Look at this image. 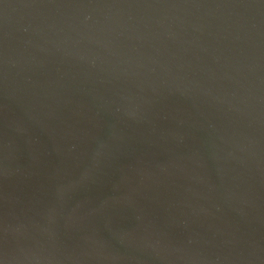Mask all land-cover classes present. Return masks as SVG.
<instances>
[{"label":"water","instance_id":"water-1","mask_svg":"<svg viewBox=\"0 0 264 264\" xmlns=\"http://www.w3.org/2000/svg\"><path fill=\"white\" fill-rule=\"evenodd\" d=\"M0 264H264V0H0Z\"/></svg>","mask_w":264,"mask_h":264}]
</instances>
